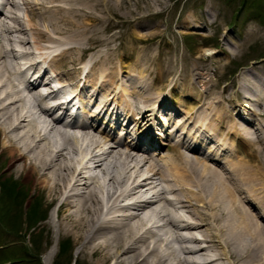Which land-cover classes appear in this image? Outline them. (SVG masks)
Listing matches in <instances>:
<instances>
[{
  "label": "bare ground",
  "instance_id": "bare-ground-1",
  "mask_svg": "<svg viewBox=\"0 0 264 264\" xmlns=\"http://www.w3.org/2000/svg\"><path fill=\"white\" fill-rule=\"evenodd\" d=\"M143 1L145 9L164 4ZM114 3L118 7L129 4L128 0H8L7 12L0 14V148L1 154L12 159L10 177L18 179L25 174L27 180H33L34 196L52 208V216L53 212L58 214L57 221L50 218L51 229L57 234L73 235L78 250L89 256L93 264H222L223 259L231 264H264V160L251 165L249 162L254 153L259 155L264 150V136L251 144L247 136L255 125L245 117L247 105L243 102L249 98L253 101L256 96L261 107L258 113L262 111L264 116V74L256 63L234 84L238 87V96H234L240 99L233 100L238 129L229 126L226 134L218 129L228 127L224 125L227 118L221 113L220 99V107L212 111V117L205 116L208 125L203 120L191 131L190 126L182 127L195 142L209 140L210 152L227 151V142L234 143L243 157L232 164L226 156L228 167L213 157L198 160L181 152L180 145L199 152L191 143L184 146L183 140L172 148V160L178 162H168V156H161L165 166L149 160L139 148L153 145L156 140L141 145L136 136L138 141L129 140L130 146L115 143L105 148L111 135L98 134L97 129L90 131L87 126L62 124L61 118H54L42 105L46 97L38 94L31 83L20 80L17 71L21 57L31 56L30 66L34 67L33 58H38L39 63L52 62L65 55L66 70L60 74L71 79L74 98L88 87L101 90L107 97L102 100L100 111L110 104L122 106L123 112L118 116H126L128 122L132 119L136 126L144 119V125L141 122L136 131L153 139V128L145 119L160 110V120L170 123L166 110L172 106L168 98L155 102L163 92L157 99L149 95L155 87L144 80L142 71L130 74L137 77L131 80L135 85L131 88L140 90L136 96L134 93L135 101L130 104L124 99L127 94L132 95L130 87H125L130 79L125 81L126 75L119 69L106 67L99 72L90 65L81 77V69L76 67L84 51L94 50L89 45L100 39V32L93 28L96 21L101 22L105 9H114ZM20 5L26 6V19L19 14ZM89 12L94 14L92 19L86 14ZM134 13L129 11V22L139 28L144 15ZM192 16L181 23L187 28L200 26L190 22ZM74 27H80V36L77 30L70 35ZM60 46L63 49L49 53ZM94 54V65L99 60L111 63L101 52ZM200 98L201 95L198 109L205 104ZM81 108L90 117L100 115L85 106ZM192 109H181L184 115L172 117L178 121L176 126L184 117L183 123L191 120ZM213 122L217 123L215 127ZM178 129L175 127L173 132ZM160 144L165 146L167 142ZM210 162H215L213 167ZM192 186L198 189L197 193ZM55 253L56 240L46 258L53 259Z\"/></svg>",
  "mask_w": 264,
  "mask_h": 264
},
{
  "label": "rangeland",
  "instance_id": "rangeland-1",
  "mask_svg": "<svg viewBox=\"0 0 264 264\" xmlns=\"http://www.w3.org/2000/svg\"><path fill=\"white\" fill-rule=\"evenodd\" d=\"M158 1H162L164 4L157 5L152 9H145L143 0H128V6L122 7H118L114 3V9L111 11L105 9L100 17L101 22L96 21L97 25L93 28L100 32V39L89 45H93L94 50H86L81 54L82 61L92 65V68L99 72L109 67L112 71L116 68L119 69L120 73L125 74V81L130 79L126 81L125 87H130L129 91H132L131 96L133 98L127 94L124 99L130 104L135 101L132 99H134L136 91L131 87H135L132 81L137 78L130 74H137L142 71L144 80L155 87L149 92V95L155 96L157 99L163 92L160 98L162 100L168 98L173 107L171 109H175V111H171L168 108L171 112L166 110L171 117H173L172 114L175 117L182 116L184 113L181 109L193 107L191 120H195L197 124L201 123L205 120V116L208 115L211 118L212 111L220 107L217 105V101L220 99L221 113L225 114L227 118V123L224 125L228 127L227 129L226 127L218 129L224 130L225 134L229 132V126L235 130L238 129L240 123L234 118L235 110L233 109L236 107V102L233 100L238 98L234 96H238L236 92L238 87L234 84L242 77L244 70L255 63L259 66L260 72L264 74V0H153V3ZM19 7V14L26 19V6L20 5ZM129 11H135L133 15H144L143 20L138 22L139 28L134 26L133 22H129L130 19L132 20ZM86 14L89 19L94 17L92 12ZM190 15H193L190 22H196L200 26L187 28L181 23L186 19L190 20ZM70 30H72L70 35L77 30L80 36V27H74ZM46 44L48 43H43V45ZM60 47L63 48L64 46ZM94 51L101 52V55H104L107 61H111V63L106 64L104 60H99L94 65L92 61V58L96 59V56H92L95 55ZM106 53H110L112 56H107ZM67 61L68 59L64 55L50 62V65L52 69L62 73L66 70ZM191 75L192 78H190ZM60 76L68 77L62 76V74ZM93 91L95 89L91 88L90 92ZM138 92L140 93V90L135 93V96ZM95 93L99 98H104L107 95L101 90ZM199 95L202 97L200 99L205 102L200 109H198L199 104L197 103ZM159 99L155 102L157 103ZM256 99V96L253 101L250 98L249 100L243 99L247 105L244 115L255 125L251 126L247 136L251 144L258 137L264 136V116L261 115L262 111L258 113L261 107H259ZM124 102L127 103L125 100ZM180 102H184L185 105H181ZM160 113L159 110L154 116H149L148 120L151 119L149 123L158 122L157 117L160 116ZM205 124L208 125L206 120ZM216 124L213 122L214 127ZM193 126L194 124L190 125V127ZM173 128L172 126L168 127L167 133L172 132ZM256 129H260L261 132ZM110 145H114V142H111ZM228 146L232 147L233 143L230 141ZM105 148H108V145ZM179 149L193 159L203 160L200 155L187 151L181 146ZM248 149L249 147L246 146L245 151ZM165 152L173 155L169 151ZM234 155L232 160L235 157L238 159L242 157L239 156L241 154ZM148 159L159 160V158L150 159V157ZM11 160L9 155L1 154L0 148V182L5 178L16 182L26 196L23 200H16L12 205L7 226L2 228L0 222V264H54L64 240L72 242L70 246L73 249L72 251L69 249L74 260H79L80 264H93L89 256L78 250V244L73 235L57 234L54 229H51L50 218L57 221L58 214L53 212L54 215L52 216V208L50 206L45 207L44 200L34 196L33 180H27L25 174L18 179L10 177V170L13 168ZM171 160L172 157L168 162ZM260 160H264V150L259 155L254 153V157L249 158L250 165L258 163ZM172 161L178 162L174 158ZM159 162L162 166L167 165L164 161ZM210 163L213 167L214 162ZM194 176L196 179V175ZM193 190L198 192L194 186H192ZM168 196L172 197L171 195ZM34 203H38L41 209L38 214L45 212L46 218L40 221L39 227L30 235L25 232V229L29 231L26 212L29 210L32 212ZM3 204L9 218L8 198H4ZM9 208L11 209V204ZM0 219L3 220L1 217ZM15 224H18L20 228ZM12 225L19 229L20 233L12 232ZM34 238L36 245L32 246ZM55 240L56 253L53 259L46 258L47 252L52 248ZM37 246L39 248H36ZM23 250H30L33 253L30 255L27 251L24 253ZM221 263L231 264V261L223 259Z\"/></svg>",
  "mask_w": 264,
  "mask_h": 264
},
{
  "label": "trees",
  "instance_id": "trees-1",
  "mask_svg": "<svg viewBox=\"0 0 264 264\" xmlns=\"http://www.w3.org/2000/svg\"><path fill=\"white\" fill-rule=\"evenodd\" d=\"M1 185L3 186V191L7 193L8 195H10V193L16 196L19 195V192L16 190V187L14 185L12 186L7 182H1ZM37 215H38V212L36 210L33 209L32 212L30 211L29 218H28L30 225L34 224L37 221V218H38ZM69 241L62 242L58 257L56 258V261H55V264H64V263L70 264L71 263V256H70V250H69L70 242ZM75 264H80V262L77 261Z\"/></svg>",
  "mask_w": 264,
  "mask_h": 264
}]
</instances>
